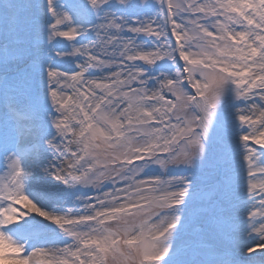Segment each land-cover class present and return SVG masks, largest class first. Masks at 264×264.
Returning a JSON list of instances; mask_svg holds the SVG:
<instances>
[{"label":"snow or ice","instance_id":"snow-or-ice-1","mask_svg":"<svg viewBox=\"0 0 264 264\" xmlns=\"http://www.w3.org/2000/svg\"><path fill=\"white\" fill-rule=\"evenodd\" d=\"M0 262L264 264V0H0Z\"/></svg>","mask_w":264,"mask_h":264},{"label":"rangeland","instance_id":"rangeland-1","mask_svg":"<svg viewBox=\"0 0 264 264\" xmlns=\"http://www.w3.org/2000/svg\"><path fill=\"white\" fill-rule=\"evenodd\" d=\"M0 264H4V262H0Z\"/></svg>","mask_w":264,"mask_h":264}]
</instances>
